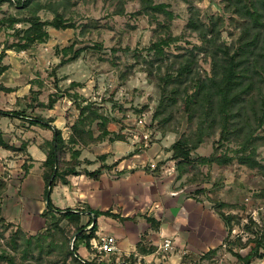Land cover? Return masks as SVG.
Instances as JSON below:
<instances>
[{
    "label": "rangeland",
    "instance_id": "1",
    "mask_svg": "<svg viewBox=\"0 0 264 264\" xmlns=\"http://www.w3.org/2000/svg\"><path fill=\"white\" fill-rule=\"evenodd\" d=\"M25 1L0 2V21L7 18L24 19L32 14H36L41 21H51L56 13L71 23L73 28L57 30L46 27L49 37L44 43H36L24 51H17L16 48L5 51L2 65L7 70L12 69V64H19L20 67L13 69L6 78L15 82L6 84L7 88L0 84V90L5 94L20 91L24 83H28L30 90L24 98H11L12 102L9 100L1 105L3 111L23 114L22 120L0 116L2 140L6 144L20 141L17 147L8 145L25 149L16 153L9 151L11 158H1L0 165L12 160V157H19L23 164L29 165L27 144L21 141V131L26 134L28 129L36 126L26 118L49 120V124L61 129L63 139L68 142L72 135L71 126L79 114L76 105L91 104L94 108L92 110L106 119L105 128L110 133L109 138L119 136L122 142L131 143L132 152L122 156V160L127 161L136 155L138 166H142L143 170H168L175 185L185 188L187 194L211 203L216 213L231 220L224 245L216 252L209 253L205 264H236L232 253L246 255L254 241L264 234V169H250L233 161L225 166L195 163L187 167L183 174L175 170L171 145L189 131L186 114L187 105L192 99L190 94L183 96L172 109V119L166 122L157 109L160 91L159 80L155 76L167 77L166 74H170L167 68L175 55L186 54L187 50L200 45L197 34L186 29L191 12L204 24H208L210 18H219L217 28L221 41L227 44L235 41L243 20L227 11L230 0H153L155 4H166L172 13L173 19L168 22L167 30L160 29L157 22L150 18L139 15L137 0H39L43 8L38 11H35L33 4L23 7ZM157 19L160 23L166 22L164 16H158ZM26 27L25 24L10 26L8 22L0 24V53L7 46L21 43L17 31ZM169 35L171 39L161 46L166 55L161 64L155 59L151 45ZM76 51H79L78 58L68 62ZM194 55V74L201 77L209 74V59L196 50ZM159 66L161 70L158 74L156 69ZM148 70L152 71V76L147 75ZM70 84L74 86L69 88ZM50 98L56 102L51 108L44 107ZM141 115L145 116L144 131L134 125V121ZM99 121L102 120L84 123L83 129L89 133L84 136L87 145L68 144L62 165H73V150L80 151V155L86 148H90V152L100 153L103 142L112 148L114 142L100 135ZM145 133L148 134L146 140L143 139ZM217 141L218 133L205 138L191 153L193 159L208 157L213 152L235 157L238 150L235 144H221ZM159 154L162 157L159 158ZM255 159L264 166V141L256 147ZM21 171L15 175L16 183L11 184V187L15 186L14 190L24 174L22 166ZM4 179H7L6 171L0 174V181L6 185L0 192L1 203L5 206L11 204L14 198V202H18L20 193L11 197L12 189L10 187L7 191ZM4 220L9 223L6 218ZM48 223L45 221L44 227L37 233ZM16 228L20 227L12 224L8 229L0 228V254L14 256L16 264H36L30 258H22L20 241H17L16 249L13 248L10 238ZM59 228L63 233L57 232L52 239L56 248L50 255H42L41 264H73L65 256V246L72 247L75 229L66 222H61Z\"/></svg>",
    "mask_w": 264,
    "mask_h": 264
},
{
    "label": "trees",
    "instance_id": "2",
    "mask_svg": "<svg viewBox=\"0 0 264 264\" xmlns=\"http://www.w3.org/2000/svg\"><path fill=\"white\" fill-rule=\"evenodd\" d=\"M4 1L7 0H1L0 2ZM137 1L140 7L139 15L157 22L160 29H168V22L173 17L166 4H155L153 0ZM30 4H33L35 11L43 8L39 0H26L23 7ZM228 6L227 11H231L232 15H237L243 20L233 43L227 44L221 41L220 31L217 28V22H220L219 18H210L209 23L204 24L197 17H194L195 14L191 12L186 29L197 34L200 45L187 50L186 54L175 55L169 68H167V72H170V74H166L167 77L155 75L159 80L158 88L160 91L157 109L166 122L172 119V109L183 96L190 94L192 99L187 105L186 114L189 131L171 145V158L175 160V170L180 174L186 172V168L192 167L195 163L225 166L236 161L239 165L250 169H264V166L255 159V149L260 142L264 141V0H230ZM54 15L51 21H41L36 14L24 19L7 18L0 21V24L8 22L10 26L15 24H25L27 26L25 29L17 31L21 43L7 46L1 51L0 76L7 70V67L2 65L6 50L16 48L17 51H24L36 43H44L49 37L45 30L46 27L57 30L73 28L71 23L64 21L56 13ZM158 16H164L166 22L160 23L157 19ZM170 39L171 36L169 35L165 39H158L151 45V50L154 51L155 59L159 63L166 56L161 46L166 45ZM194 50L203 54L210 61L209 74L204 77L194 74L196 65ZM78 56L79 51H76L73 57L68 59V62L76 60ZM150 64H153V62H150ZM160 70L161 67L159 66L156 72L159 74ZM147 75L152 76V71L148 70ZM73 86V84H70L69 88ZM0 89H2L1 86ZM55 102V99L50 98L44 107L51 108ZM76 108L79 114L76 122L71 126L72 135L68 142L63 139L60 130L50 127L49 120L36 118H29L28 120L32 125L40 126L52 133L50 140L39 145L40 150L46 157L43 162L42 176L45 184L44 201L46 190L49 188L51 195L56 182L61 181L66 184L65 178L67 176L83 173L87 177L96 178L100 170H110L116 166V164L110 166L101 164L98 171H77V167L82 163L79 161L80 151L78 150L72 151L73 165H62L68 144L74 143L83 145V147L87 145L84 136L89 133H86L83 129L85 122L102 120L99 121L101 122L99 126L101 137L108 138L111 142L122 140V137L119 136L109 138L110 133L105 128L106 119L93 111L94 108L91 104L86 103L83 106L77 104ZM22 115L21 112L17 111L0 110L1 117L19 118ZM216 133H218V143H233L238 147L235 157L217 155L213 152L208 157L200 156L193 159L191 153L204 142L205 138ZM0 148L14 153L22 152L25 149L24 147L16 149L9 146L2 140L1 135ZM98 159L103 163L105 156H99ZM83 162L87 165L90 164L89 161ZM31 166V159L29 165L25 163L22 165L24 174L28 173ZM4 187L6 185L0 181V192ZM92 215L93 217L86 224H82L79 213L72 212L69 209L56 208L49 198L48 205L44 207L40 214L45 221H49L46 227L34 236L25 235L20 228H16L11 233L10 241L14 249L17 247V241L21 242L23 259L30 258L36 264H41L40 260L43 254L48 256L54 252L56 244L52 241L53 236L57 232L63 233L59 225L61 222H66L75 231L72 247L65 246V256L70 258L73 264H97L81 259L77 254L76 246V243L81 242L86 248H90L89 242L95 236L97 228L96 218L100 215L111 216L109 212H93ZM218 215L226 228L227 234V229L231 227V220L227 216ZM4 219L0 195V228L8 229L12 227V224L5 223ZM47 240L50 241L47 242ZM214 252L216 250L209 253ZM34 253H36L35 257ZM232 255L236 259V264H253L256 260L264 259V234H261L254 241V245L250 247L246 255L242 256L240 253H232ZM0 262L16 264L14 256L7 253L0 254ZM127 264H131V262Z\"/></svg>",
    "mask_w": 264,
    "mask_h": 264
},
{
    "label": "crops",
    "instance_id": "3",
    "mask_svg": "<svg viewBox=\"0 0 264 264\" xmlns=\"http://www.w3.org/2000/svg\"><path fill=\"white\" fill-rule=\"evenodd\" d=\"M11 66L12 69L7 70L6 75L0 76V84L6 88L9 83L15 82L6 78L13 69L20 67L19 64ZM29 90L28 83L22 84L20 91L5 94L0 90V110L2 103L6 104L11 98H24ZM7 117L22 120V117ZM49 125L61 131L59 127ZM26 132L24 134L21 131V141L27 144V154L32 160L28 173L21 175L14 190L15 186L11 187V184L16 183L15 175L22 172L23 161L19 157H12V160L0 165V174L7 172L9 180L4 179L7 191L11 187L13 192L7 196L14 198L20 193L18 202H14V198L11 204L3 205V217L32 235L45 224L40 214L45 207L42 176L46 157L39 145L43 140H50L52 133L40 126ZM8 144L17 147L20 141H10ZM101 146L100 153L90 152V148L81 151L79 161L82 163L77 171H98L101 164L116 166L110 170H100L96 178L87 177L83 173L67 176V183L57 181L50 195L56 208L79 213L82 224L93 217V212L111 214L96 218L95 233L113 237L117 250L105 257L94 256L80 242L77 254L81 259L97 264H205L208 253L224 245L226 228L211 203L189 195L185 188L175 185L168 170H143L142 166H138L136 155L127 161L122 160V156L132 152L131 143L117 141L111 148L103 142ZM10 156L9 151L0 148V159H8ZM99 156H105L103 163L97 159ZM157 156L160 158L162 154ZM83 161H89L90 164ZM165 239L171 241V247L163 251L160 246ZM253 264H264V259L256 260Z\"/></svg>",
    "mask_w": 264,
    "mask_h": 264
},
{
    "label": "built area",
    "instance_id": "4",
    "mask_svg": "<svg viewBox=\"0 0 264 264\" xmlns=\"http://www.w3.org/2000/svg\"><path fill=\"white\" fill-rule=\"evenodd\" d=\"M134 125L139 128L145 130V116H139L136 121H134ZM142 131V132H143ZM143 139H148V134L145 133L143 135ZM90 252L95 256L105 257L107 255L113 254L116 249L115 239L113 237L96 234L89 242ZM171 247V241L169 239H165L163 244L160 246L161 250H167Z\"/></svg>",
    "mask_w": 264,
    "mask_h": 264
},
{
    "label": "water",
    "instance_id": "5",
    "mask_svg": "<svg viewBox=\"0 0 264 264\" xmlns=\"http://www.w3.org/2000/svg\"><path fill=\"white\" fill-rule=\"evenodd\" d=\"M49 184H50V182H49ZM49 198H50V189L48 188V189L46 190L45 205H48Z\"/></svg>",
    "mask_w": 264,
    "mask_h": 264
}]
</instances>
